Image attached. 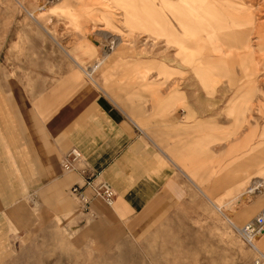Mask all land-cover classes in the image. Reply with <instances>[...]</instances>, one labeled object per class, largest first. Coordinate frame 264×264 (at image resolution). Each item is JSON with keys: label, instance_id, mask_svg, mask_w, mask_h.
<instances>
[{"label": "rangeland", "instance_id": "1", "mask_svg": "<svg viewBox=\"0 0 264 264\" xmlns=\"http://www.w3.org/2000/svg\"><path fill=\"white\" fill-rule=\"evenodd\" d=\"M242 1L252 7L256 24L258 19L264 22V0H0V113L7 106L8 81L34 78L43 72L53 81L75 71L123 110L131 103L152 108L153 120L158 124L173 114L183 117L184 112L191 117L184 120L187 126L203 124L200 117H207L206 130L193 136L198 134L204 147L200 157L205 161L209 158L205 163L210 166V172H205L210 178L206 180L198 178L202 171L194 173L186 168L188 176L205 191L202 193L185 180L188 199L147 239L135 241L124 230L102 226L90 216L86 223L72 227L68 217L46 207L38 197V185L26 188L27 184L20 183L25 185L21 198L0 210V264H264V247H258L261 253H257L238 232L264 213V188L246 192L238 199L246 186L240 187V180L226 177L225 171L239 165L237 141L242 136L247 134L250 143L258 135V139L264 138V119H254L258 106L251 111L254 106L250 105L249 120L243 123L256 125L258 130L251 133L237 129L228 105L240 79L249 89L264 85V34L259 38L251 36L253 49L248 55L237 51L221 71L214 69L200 75L191 70L206 68L202 62L211 55L205 52L221 54L222 45L211 43L204 22L197 28H182L188 23L193 26L194 21L210 20L202 8L200 12L191 11L197 3L215 4L217 17L223 21L231 13L240 15L229 5ZM164 20L171 28L183 29L182 43H169L161 30H147L152 21L162 24ZM181 21L188 23L182 25ZM53 34L80 66L58 48ZM113 36L121 40L119 53L112 52L109 41ZM181 52L197 60L191 67H183L182 74L171 75L165 68L172 65L168 55ZM107 53L111 55L106 60ZM117 56L123 58L116 62ZM143 64L151 66L146 80L125 77V70ZM98 65L103 66L90 77L89 68L96 70ZM174 91L178 106L172 111L170 98ZM259 107L264 110L262 104ZM128 115L142 128L148 127L147 118ZM243 116L244 113L240 126ZM257 147L263 150L259 157L264 155V142ZM263 161L258 159L259 164ZM254 174L248 190L264 179V165ZM210 199L224 206L222 211L228 218L214 209ZM14 210L18 217L10 216Z\"/></svg>", "mask_w": 264, "mask_h": 264}, {"label": "crops", "instance_id": "2", "mask_svg": "<svg viewBox=\"0 0 264 264\" xmlns=\"http://www.w3.org/2000/svg\"><path fill=\"white\" fill-rule=\"evenodd\" d=\"M211 3L208 6L197 3L199 5L191 10L200 12L202 8L210 20L194 21L193 26L188 22L185 26V20L181 21L182 28H197L204 22V28H209L211 43H220L224 49L221 54L215 55H212L214 51L205 52L211 55L202 62L206 68L191 70L200 75L214 69L221 71L237 51L248 55L253 49L251 36L259 38L264 34V22L258 19L256 24L255 12L244 1L231 3V11L239 10L240 15L231 13L223 21L217 17L215 4ZM147 30L153 33L163 31L169 43L170 40L182 43L185 33L180 27L171 28L165 20L162 24L152 21ZM167 34H172V37L168 38ZM52 38L58 48L79 65L77 58L63 49L55 34ZM118 48L115 50L117 53ZM121 58L123 56H117L116 62ZM168 58L172 65H165L167 72L179 75L184 72L183 67L193 65L196 57L181 52L168 55ZM39 66L42 70L43 66ZM98 66L99 69L103 65ZM132 68L131 71L125 70V77L142 81L146 80L151 70L149 64ZM89 69V76L92 77L97 70ZM36 75L34 78L8 81L7 84V106L0 113V210L21 198L25 189V185L21 184H27L26 188L38 185V197L46 207L63 218L68 217L72 227L86 223L90 216L102 226L124 230L129 239L135 241L147 239L188 199L189 189L185 180H190L202 193L205 191L201 184L188 176L186 168L194 173L202 171L198 178H210L205 175V172H210L209 163H205L209 158L205 161L200 157L204 147L198 134L193 136V133L206 130L207 117H200L205 122L203 124L187 126L184 120L191 117L184 112L183 117L173 114L158 124L157 120H153L152 108L144 109L141 104L131 103L123 110L116 103L112 104L78 72H67L53 81L45 77L44 72ZM239 81L241 83L232 90L229 109L234 114L238 130L255 133L258 129L254 124L240 126L241 114L245 113L244 121L248 122L250 107L254 106L251 110L254 111L258 106L259 112L257 116L254 114V119H264V110L259 107L261 104L264 106V85L249 89L242 79ZM176 94L174 91L170 98L172 111L178 106L174 98ZM128 113L141 120L147 118L148 127L142 128ZM220 126L223 127L222 124ZM246 136L237 141L241 152L236 160L239 165L225 169L230 175L226 177L239 179L240 187L246 186L238 194V199L246 196L252 185V176L256 175L249 174L247 179L243 178L240 173L242 165L257 161L254 150L264 142V138L258 139L260 135L253 143ZM73 151L80 153L81 158L73 165V170L65 172L61 162ZM74 187H79L85 202L72 193ZM105 188L111 189L114 194L112 206H108L102 198ZM210 202L214 209L223 213L224 206L216 199H210ZM15 213V210L10 212V216L18 217Z\"/></svg>", "mask_w": 264, "mask_h": 264}, {"label": "built area", "instance_id": "3", "mask_svg": "<svg viewBox=\"0 0 264 264\" xmlns=\"http://www.w3.org/2000/svg\"><path fill=\"white\" fill-rule=\"evenodd\" d=\"M81 158L80 153L77 151H73L71 153H68L66 155L62 162L61 166L63 167L65 172H69L73 170V165ZM72 193L77 195L79 199H81L83 202L86 201V199L83 198V196L80 194L79 187H74L72 189ZM102 198L104 199L105 203L108 206H112L114 204L115 198L114 194L109 188H105L102 193ZM238 232L241 236V238L251 246H253L252 241L259 238L261 234L264 233V213L261 214L259 217L255 218L254 220L248 222L243 228L238 229Z\"/></svg>", "mask_w": 264, "mask_h": 264}, {"label": "bare ground", "instance_id": "4", "mask_svg": "<svg viewBox=\"0 0 264 264\" xmlns=\"http://www.w3.org/2000/svg\"><path fill=\"white\" fill-rule=\"evenodd\" d=\"M32 16V15H31ZM33 17V16H32ZM110 43H111V45H112V47H113V51L112 52H114L119 46H120V44H121V40H120V38L119 37H114L113 36V38H110V41H109ZM109 51V50H108ZM111 52V53H112ZM110 53H107L106 54V60L107 59H109V57H110ZM105 60V61H106ZM104 61V62H105ZM107 65V64H106ZM99 67V66H98ZM98 67H95L94 69H96V70H98ZM245 114V113H244ZM244 119H245V116H243V121H242V124L241 125H243V123H244ZM247 147V146H246ZM260 147H262V146H260ZM263 149V148H262ZM262 151L263 150H261V148H258L257 147V149H255L254 150V154H256V157H257V163L258 164H247V165H242L243 166V168H242V172H240L241 173V175L243 174V178H246L249 174H251V173H255L257 170H259L263 165H264V163L263 164H259L260 162H258V159L259 158H262V160H264L263 159V157H264V155H262V156H260L259 157V154L261 155V153H262ZM251 154H253V153H251ZM247 160V159H246ZM244 162V161H243ZM264 162V161H263ZM245 163V162H244ZM230 169H232V168H230ZM229 170V169H228ZM238 171V170H237ZM239 172V171H238ZM233 175H235V174H233ZM233 175L231 176V177H233ZM264 175V174H263ZM229 177H230V175H229ZM264 180V179H263ZM262 180V181H263ZM261 181V179H260V181H256L255 182V185H253V187H252V189H250V190H247V192H256V191H259L260 189H263L264 188V182H262ZM228 221H229V219H228ZM229 223L232 225V223L229 221ZM263 236V238L260 240V241H258V243L256 244L255 243V240H253L252 241V243H253V249L257 252V253H261V251L258 249V247H264V233L263 234H261L260 235V237H262ZM259 237V238H260ZM261 258L262 259H264V255L261 253Z\"/></svg>", "mask_w": 264, "mask_h": 264}]
</instances>
